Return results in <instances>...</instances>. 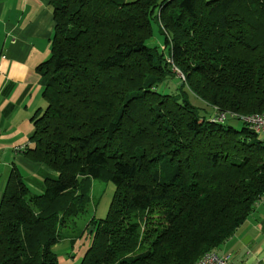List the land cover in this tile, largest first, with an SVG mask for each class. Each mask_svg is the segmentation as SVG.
Returning a JSON list of instances; mask_svg holds the SVG:
<instances>
[{
    "label": "trees",
    "instance_id": "16d2710c",
    "mask_svg": "<svg viewBox=\"0 0 264 264\" xmlns=\"http://www.w3.org/2000/svg\"><path fill=\"white\" fill-rule=\"evenodd\" d=\"M49 5L51 56L37 68L46 107L25 155L58 177L34 194L11 172L0 264H60L54 248L74 242L62 227L84 212L91 178L116 189L107 217L90 220L81 264L217 253L264 200L263 135L242 118L264 112V0Z\"/></svg>",
    "mask_w": 264,
    "mask_h": 264
},
{
    "label": "crops",
    "instance_id": "0c3cea01",
    "mask_svg": "<svg viewBox=\"0 0 264 264\" xmlns=\"http://www.w3.org/2000/svg\"><path fill=\"white\" fill-rule=\"evenodd\" d=\"M53 33L49 0H0V202L15 168L25 182L27 173L58 177L25 155L46 107L37 68L51 56ZM217 253L231 264H264V200Z\"/></svg>",
    "mask_w": 264,
    "mask_h": 264
},
{
    "label": "rangeland",
    "instance_id": "374dc122",
    "mask_svg": "<svg viewBox=\"0 0 264 264\" xmlns=\"http://www.w3.org/2000/svg\"><path fill=\"white\" fill-rule=\"evenodd\" d=\"M155 32L154 40L157 41L160 48H164L162 38L159 36L158 31L155 30ZM234 125L241 127L242 123L235 122ZM26 176L28 179L26 183L32 193L41 194L44 192L45 185L43 183H45L46 179L36 177L35 174L32 176L27 173ZM85 184L91 187V194L85 205L84 212H78L76 215L67 218L63 224L65 227H62L63 233L65 231L70 232L74 242H70V239L65 238L54 248L60 264H81L86 251L93 241L92 236L95 229L89 224L90 220L93 217L105 219L113 200L116 187L110 180L91 178L87 179L82 186Z\"/></svg>",
    "mask_w": 264,
    "mask_h": 264
},
{
    "label": "built area",
    "instance_id": "2783aa9c",
    "mask_svg": "<svg viewBox=\"0 0 264 264\" xmlns=\"http://www.w3.org/2000/svg\"><path fill=\"white\" fill-rule=\"evenodd\" d=\"M218 120H225V115L221 114L217 118ZM243 120L254 128H257L264 135V118H243ZM201 264H231L228 256H215L209 257L204 260Z\"/></svg>",
    "mask_w": 264,
    "mask_h": 264
},
{
    "label": "bare ground",
    "instance_id": "6f19581e",
    "mask_svg": "<svg viewBox=\"0 0 264 264\" xmlns=\"http://www.w3.org/2000/svg\"><path fill=\"white\" fill-rule=\"evenodd\" d=\"M223 115H225V114H223ZM252 117L253 118H264V112L263 113H260V114L245 115L242 118H252ZM218 121H222L223 122V120H218ZM250 127H251V129H253V130H255V131H257V132H259L261 134V132L259 130H257V128H254L252 126H250ZM263 139H264V135H263ZM215 256H218V254L215 253V252L207 253L199 261H197L196 264H201L207 258H209V257H215Z\"/></svg>",
    "mask_w": 264,
    "mask_h": 264
}]
</instances>
